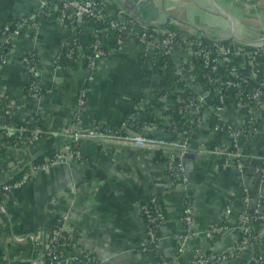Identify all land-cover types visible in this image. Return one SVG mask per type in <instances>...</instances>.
Masks as SVG:
<instances>
[{
    "label": "crops",
    "instance_id": "1",
    "mask_svg": "<svg viewBox=\"0 0 264 264\" xmlns=\"http://www.w3.org/2000/svg\"><path fill=\"white\" fill-rule=\"evenodd\" d=\"M36 7L37 0H0V36L3 24L27 16ZM108 8L111 13L121 9L134 16L137 29L144 23L166 21L185 34L202 33L212 38L211 30L220 25L223 35L216 37L219 40L252 41L264 33V0H110ZM64 35L66 30L52 15L14 37L4 51L0 62V126L7 119L2 104L7 98L14 121L28 118L46 133L33 144L12 143L0 150V184L37 156L47 157L48 152H62L74 144L70 134L75 124L124 123L127 132L169 136L163 121L175 94H160L166 68L148 61L140 65L139 51L133 44L117 46L108 39L104 41L107 56L99 61L89 80L81 62L59 53ZM29 52L38 60L37 78L43 87L39 97L26 92L29 76L21 59ZM81 88L86 92L85 104L77 120L73 117L77 112L74 98ZM127 113L130 115L125 119ZM136 118L144 121L139 128L131 122ZM213 124L211 110L203 108L199 123L186 138V184L171 182L164 166L166 152L161 148L102 147L81 140L82 160L45 169L29 167L20 185L0 198V264H31L42 256L51 230L61 224L68 240L59 247L60 263L75 259L77 264H93L87 258L93 255L103 264H155L157 255L148 248L141 210L150 197L163 213L156 235L164 257H178L186 264L196 248L209 253L229 251L243 208L242 184L249 188L251 205L258 193L264 195V185L259 186L254 174V159L241 174L220 168L221 158L211 151ZM2 135L0 130V139ZM186 200L193 211L192 230L198 233L182 254L176 235L182 228ZM226 203L232 204V213L221 223L223 228L202 232L222 220ZM257 239L259 250L264 251V226ZM211 264L258 262L253 248H247Z\"/></svg>",
    "mask_w": 264,
    "mask_h": 264
},
{
    "label": "built area",
    "instance_id": "2",
    "mask_svg": "<svg viewBox=\"0 0 264 264\" xmlns=\"http://www.w3.org/2000/svg\"><path fill=\"white\" fill-rule=\"evenodd\" d=\"M59 1L62 3L57 11L54 0H37L36 9L30 14L19 18L17 22L4 24L0 36L2 48L0 62L3 61L4 51L14 37L34 28L45 16L56 15L63 29L66 30V35L61 38L59 53L85 64L86 79L93 78L99 61L107 56L104 41L108 39L112 41L113 38L117 46L133 44L139 52L141 51L149 58L148 62L157 61L165 54L171 55L176 65L173 77L175 81L184 80L185 84L183 89L167 92V94H175L173 106L168 108L169 112L163 121V127L169 133L168 137L142 134L134 130L127 132L124 123L114 127L97 122L82 127L81 124H75L76 127L70 137L76 146L72 144L64 151L47 157L41 164L31 165L30 170L45 169L69 160H82L83 155L77 145L81 140H85L97 142L102 147L118 144L139 149L161 148L166 152L164 166L171 182L186 184L188 177L183 163L186 138L199 123L202 109L209 107L214 122L210 136L211 151L221 158L220 168L225 171L234 170L241 174L247 163L254 159V174L257 176L259 186L264 185V33L257 40L241 41L232 38L228 43H223L222 40L202 33L186 36L182 30L166 21L144 23L137 29L138 21L128 12L127 14L121 9L113 13L109 11L110 0ZM106 12L115 14L116 17L105 21ZM170 25L174 28H170ZM110 30L113 31V35L106 36L104 32ZM98 32L102 33L100 39L95 41L88 39V36ZM203 36L207 37L208 41L203 40ZM21 61L26 66L29 76L26 92L29 96L39 97L43 87L37 78L38 60L29 52L23 55ZM57 61L58 58L54 60L55 63ZM204 78L212 86L214 96L210 95ZM187 88L194 90V93L190 94ZM182 91L188 94L187 104L180 109L184 111L183 127L176 126L173 120L174 105L180 101L179 94ZM85 95L84 88L79 89L75 95L77 112L73 114L74 119L81 118ZM4 101L7 119L0 126L3 137L13 135L22 144H33L45 136L46 132L37 125L31 130L25 125L16 126L12 104L7 98H4ZM245 142L250 143L251 151H253L250 155L244 152ZM22 180L11 185L4 184L2 196L19 186ZM241 192L243 208L238 216L235 227L236 238L230 250L209 253L196 248L186 264H211L215 260L226 259L247 248H253V241L257 239L258 233L253 234L252 226L257 220L264 221V195L258 193L254 204L251 205L249 188L242 184ZM0 210H3L2 205ZM141 210L146 220L148 248L156 255L160 253V258H157L155 264H183L182 259L178 257L166 259L159 250L156 226L163 220V213L156 206L155 198L150 197L147 202H144ZM223 212L219 223L209 225L202 232H217L221 227L223 228L221 223L224 224L225 219L231 215L232 204L226 203ZM192 222L193 211L186 200L181 215L182 228L176 235L179 251L182 254L187 252L189 240L198 233L192 230ZM65 240H68L65 227L63 224L56 226L51 230L47 246L42 253L43 257L33 259L31 264H77L75 259L60 263L59 247ZM87 258L93 264H103L93 255ZM257 262L259 264L258 259Z\"/></svg>",
    "mask_w": 264,
    "mask_h": 264
},
{
    "label": "trees",
    "instance_id": "3",
    "mask_svg": "<svg viewBox=\"0 0 264 264\" xmlns=\"http://www.w3.org/2000/svg\"><path fill=\"white\" fill-rule=\"evenodd\" d=\"M54 3L56 5V8H57V11L59 10V8L61 7V1L59 0H54ZM58 13V12H57ZM116 15L115 14H109V12H106L105 14V17H104V20H110L112 18H115ZM45 19H48V17H44ZM18 19L14 20L13 22H17ZM93 25V24H92ZM4 26V24H3ZM2 26V28H3ZM170 28H174L173 25H170L169 26ZM102 28V26H101ZM106 33L109 37H111L113 35V31H107V32H104ZM186 36H188V34H186ZM102 37V33L101 32H98L96 33L95 35H92V36H88V39L91 40V41H95L97 39H100ZM190 38V36H189ZM203 40L205 41H208V38L207 37H202ZM112 41H113V44L116 45V41L112 38ZM223 43H228L229 40H222ZM2 51V48L0 47V52ZM149 60V58H147L146 56L143 55V53H141V51L139 52V59H138V63L140 65L142 64H145L147 61ZM150 64L152 66H160V67H166L167 69V73L165 75V79H164V88L160 91L161 95H165L167 94L168 91H175L177 89H183L184 87V84H185V81L184 80H179V81H175V78L173 77L174 75V70H175V61H174V58L171 56V55H163L159 60L157 61H151L150 60ZM83 68H85V64H82ZM204 82H205V86L207 87V89L209 90L210 92V95L211 96H214V91H213V88L211 85H209L205 78H204ZM187 91H189V93H194V90H192L191 88H187ZM180 101L177 102L174 106V109H173V120L174 122L176 123V126H184V120H185V117H184V111H181L180 109L183 108L186 104H187V98H188V94L185 93L184 91H182L180 94ZM76 98H74V101L76 102ZM8 100V99H7ZM3 106L5 105V101L3 100ZM133 111V110H132ZM131 112V111H128V113ZM126 114L125 115V119H127L129 117L130 114ZM134 124L135 127H140L142 124H144V121L143 120H140V119H132L131 120ZM16 126L18 125H25L28 127L29 130H31L32 128L35 127V124L31 123L28 118H25L24 120H21V121H16L14 122ZM114 127V126H113ZM174 137V136H173ZM16 138L13 136V135H10V136H6V137H3L0 139V144H1V149H3L6 145H9V144H12V143H15ZM17 144L18 145H22L21 142H18L17 141ZM74 146H76V144H74ZM77 147H79L77 145ZM244 152L248 155H250V153H252L253 151H251L252 149L250 148V143L249 142H245L244 144ZM45 154L43 155H39L37 156L36 158L32 159V161L25 165L24 167H22L18 172H16L15 174H13L9 179H7L6 181H4L3 183L0 184V198L2 197V186L4 184H14L16 182H19L23 179V176L29 171V167L31 165H34V166H37L39 164H41L42 162H44V160L47 158V157H52L55 155L54 152H48L47 153V157L44 156ZM46 157V158H45ZM84 158V156L82 157ZM264 221L263 220H257L253 223V226H252V229H253V234L255 233H258L259 229L262 227V223ZM56 228V227H55ZM17 231V230H16ZM18 232V231H17ZM258 239H254L253 241V250H254V255H255V258L258 259L259 261V264H264V251H261L259 250L258 248ZM38 251V250H37ZM38 253V252H37ZM160 255V253H159ZM157 255V258H160V256ZM43 257V255H42ZM168 259V258H166Z\"/></svg>",
    "mask_w": 264,
    "mask_h": 264
},
{
    "label": "rangeland",
    "instance_id": "4",
    "mask_svg": "<svg viewBox=\"0 0 264 264\" xmlns=\"http://www.w3.org/2000/svg\"><path fill=\"white\" fill-rule=\"evenodd\" d=\"M221 29H222V26H220V25H218V26H216L215 28H214V30H211V32H212V36H215V38L217 37H221L222 35H223V33H222V31H221Z\"/></svg>",
    "mask_w": 264,
    "mask_h": 264
}]
</instances>
